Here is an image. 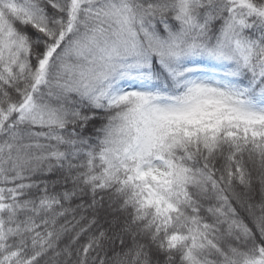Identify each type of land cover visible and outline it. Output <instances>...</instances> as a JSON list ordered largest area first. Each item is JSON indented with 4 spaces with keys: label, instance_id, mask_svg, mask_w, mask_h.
<instances>
[{
    "label": "snow or ice",
    "instance_id": "obj_1",
    "mask_svg": "<svg viewBox=\"0 0 264 264\" xmlns=\"http://www.w3.org/2000/svg\"><path fill=\"white\" fill-rule=\"evenodd\" d=\"M0 264H264V0H0Z\"/></svg>",
    "mask_w": 264,
    "mask_h": 264
}]
</instances>
